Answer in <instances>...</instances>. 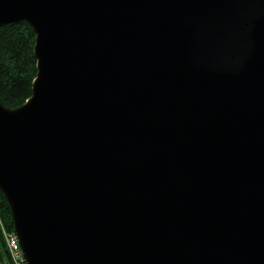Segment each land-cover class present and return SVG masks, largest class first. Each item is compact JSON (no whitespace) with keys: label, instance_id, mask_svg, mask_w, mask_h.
Masks as SVG:
<instances>
[{"label":"water","instance_id":"obj_1","mask_svg":"<svg viewBox=\"0 0 264 264\" xmlns=\"http://www.w3.org/2000/svg\"><path fill=\"white\" fill-rule=\"evenodd\" d=\"M35 34L0 102L25 264H264V0H0Z\"/></svg>","mask_w":264,"mask_h":264},{"label":"trees","instance_id":"obj_2","mask_svg":"<svg viewBox=\"0 0 264 264\" xmlns=\"http://www.w3.org/2000/svg\"><path fill=\"white\" fill-rule=\"evenodd\" d=\"M35 34L25 21L0 26V102L9 108L31 95L36 76ZM3 231L14 232L10 208L0 191V264H15L8 254Z\"/></svg>","mask_w":264,"mask_h":264},{"label":"built area","instance_id":"obj_3","mask_svg":"<svg viewBox=\"0 0 264 264\" xmlns=\"http://www.w3.org/2000/svg\"><path fill=\"white\" fill-rule=\"evenodd\" d=\"M3 235L11 260L15 264H25L21 247L15 232L3 231Z\"/></svg>","mask_w":264,"mask_h":264},{"label":"rangeland","instance_id":"obj_4","mask_svg":"<svg viewBox=\"0 0 264 264\" xmlns=\"http://www.w3.org/2000/svg\"><path fill=\"white\" fill-rule=\"evenodd\" d=\"M8 251V250H7ZM8 254H9V252H8Z\"/></svg>","mask_w":264,"mask_h":264}]
</instances>
